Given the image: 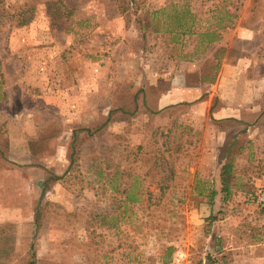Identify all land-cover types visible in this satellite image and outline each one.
<instances>
[{"label": "rangeland", "instance_id": "374dc122", "mask_svg": "<svg viewBox=\"0 0 264 264\" xmlns=\"http://www.w3.org/2000/svg\"><path fill=\"white\" fill-rule=\"evenodd\" d=\"M256 50L264 72V0H3L0 157L28 152L0 164V264H264V132L149 105L183 60Z\"/></svg>", "mask_w": 264, "mask_h": 264}, {"label": "crops", "instance_id": "0c3cea01", "mask_svg": "<svg viewBox=\"0 0 264 264\" xmlns=\"http://www.w3.org/2000/svg\"><path fill=\"white\" fill-rule=\"evenodd\" d=\"M239 33L237 39H245L248 30L242 29ZM220 41H225V38ZM255 52V56L247 53L237 56L227 52L213 83L201 79L202 66L198 60H183L180 65L166 71L163 80L165 90L159 91L157 98L150 102V107L170 111L177 109L179 104L188 105V120L191 117L192 121L205 123L202 128L212 127L217 139L225 140L238 132L239 137L249 139L261 135L264 132V72L254 67L259 60L258 50ZM153 89L157 91L160 86ZM15 144L17 140L14 143L12 138L9 159L0 157V164L27 161L23 157L28 149L24 156L15 155Z\"/></svg>", "mask_w": 264, "mask_h": 264}, {"label": "trees", "instance_id": "16d2710c", "mask_svg": "<svg viewBox=\"0 0 264 264\" xmlns=\"http://www.w3.org/2000/svg\"><path fill=\"white\" fill-rule=\"evenodd\" d=\"M3 2V0H0V4ZM31 17H25V16H21L20 18H18V25L23 26L26 25L28 22H30ZM191 19H192V15H191ZM175 21L179 24L180 27H187L188 24L183 22V16L180 17V15L176 16ZM183 23V24H182ZM192 26H188L189 29H191ZM166 32H172V30H165ZM200 38L202 39V41L204 42V46L207 49L211 44H214L216 42H219V40L222 39L223 37V32H219L216 29L213 30H208L206 32H202L199 34ZM0 65H1V60H0ZM220 67V62H218V64L216 65V69H218ZM2 73L0 71V79L2 80ZM202 80H206L209 81L210 83H213L216 79V76H202L201 78ZM3 81V80H2ZM2 84L4 85V82H2ZM2 89V101L6 100V92L5 90H3V87H0V90ZM233 164L231 162L225 164L223 166V170L221 173V192L224 194V196L227 198L229 196H231L232 193V188H233V183L235 180V174H234V169H233ZM216 195V191L213 190L211 192L210 195V200L213 202L214 198ZM256 197V194H255ZM262 210L264 211V207L262 208ZM30 264H35V262H31Z\"/></svg>", "mask_w": 264, "mask_h": 264}, {"label": "built area", "instance_id": "2783aa9c", "mask_svg": "<svg viewBox=\"0 0 264 264\" xmlns=\"http://www.w3.org/2000/svg\"><path fill=\"white\" fill-rule=\"evenodd\" d=\"M258 188H259L258 202L260 205L264 206V178L261 180L260 184L258 185Z\"/></svg>", "mask_w": 264, "mask_h": 264}]
</instances>
